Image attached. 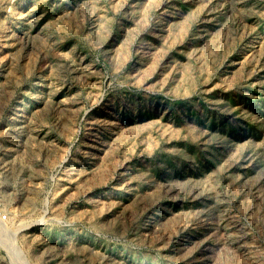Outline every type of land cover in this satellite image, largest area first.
I'll list each match as a JSON object with an SVG mask.
<instances>
[{"label": "rangeland", "instance_id": "374dc122", "mask_svg": "<svg viewBox=\"0 0 264 264\" xmlns=\"http://www.w3.org/2000/svg\"><path fill=\"white\" fill-rule=\"evenodd\" d=\"M0 226L26 264H264V0H0Z\"/></svg>", "mask_w": 264, "mask_h": 264}, {"label": "bare ground", "instance_id": "6f19581e", "mask_svg": "<svg viewBox=\"0 0 264 264\" xmlns=\"http://www.w3.org/2000/svg\"><path fill=\"white\" fill-rule=\"evenodd\" d=\"M13 236L14 231L8 228H2L0 226V244L7 248L11 262L13 264H26L25 258L21 255L19 250L14 247L12 243Z\"/></svg>", "mask_w": 264, "mask_h": 264}, {"label": "built area", "instance_id": "2783aa9c", "mask_svg": "<svg viewBox=\"0 0 264 264\" xmlns=\"http://www.w3.org/2000/svg\"><path fill=\"white\" fill-rule=\"evenodd\" d=\"M2 218L5 219L6 217L3 215Z\"/></svg>", "mask_w": 264, "mask_h": 264}]
</instances>
